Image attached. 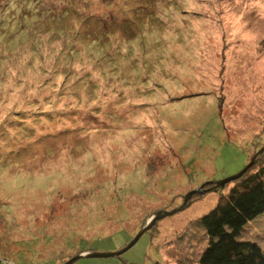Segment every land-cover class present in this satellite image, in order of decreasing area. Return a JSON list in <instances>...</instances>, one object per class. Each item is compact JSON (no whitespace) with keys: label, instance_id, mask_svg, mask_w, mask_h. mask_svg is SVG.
<instances>
[{"label":"rangeland","instance_id":"1","mask_svg":"<svg viewBox=\"0 0 264 264\" xmlns=\"http://www.w3.org/2000/svg\"><path fill=\"white\" fill-rule=\"evenodd\" d=\"M263 148L264 0H0L6 264H196Z\"/></svg>","mask_w":264,"mask_h":264},{"label":"trees","instance_id":"2","mask_svg":"<svg viewBox=\"0 0 264 264\" xmlns=\"http://www.w3.org/2000/svg\"><path fill=\"white\" fill-rule=\"evenodd\" d=\"M257 163L238 179L228 182L233 186L227 194L221 193L216 206L195 220L204 237L196 264H264V250L258 242L243 236L247 225L264 214V159ZM223 189L219 187V191ZM181 239L189 242L184 234ZM0 264H6L1 256Z\"/></svg>","mask_w":264,"mask_h":264},{"label":"water","instance_id":"3","mask_svg":"<svg viewBox=\"0 0 264 264\" xmlns=\"http://www.w3.org/2000/svg\"><path fill=\"white\" fill-rule=\"evenodd\" d=\"M264 150L261 149L257 154H260L262 151ZM256 157L255 158H252L251 162L246 166L244 167L243 170H241L239 173H237L236 175H233L231 177H228L226 179H223L222 181H219V182H215L214 185L215 187H220L230 181H233V180H236L238 179L240 176H242L246 170L248 168H250L254 161H255ZM211 182H208V183H205V184H210ZM196 192V191H194ZM197 192H200L199 190ZM191 196V193H189L186 198H185V202L190 198ZM185 205L179 207V209H175V210H172V211H157L154 213V217L152 219V224H153V221L155 220H158L160 218H162L163 216H170L180 210H182L184 208ZM149 224L146 226V228L150 227L152 224ZM145 229H142L141 231H139V233L134 237V239L127 245L125 246L123 249L117 251V252H113V253H100V252H88V253H85V254H79L73 258H71L68 262L64 263V264H73L74 262H76L77 260L79 259H82V258H96V259H101V258H109V257H118L119 255H121L122 253H124L125 251H127L129 248H131L136 242L137 240L140 238V236L144 233Z\"/></svg>","mask_w":264,"mask_h":264}]
</instances>
